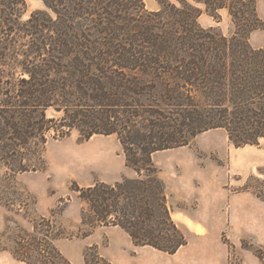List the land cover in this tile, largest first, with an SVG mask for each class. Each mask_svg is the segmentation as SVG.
<instances>
[{
  "label": "trees",
  "instance_id": "obj_1",
  "mask_svg": "<svg viewBox=\"0 0 264 264\" xmlns=\"http://www.w3.org/2000/svg\"><path fill=\"white\" fill-rule=\"evenodd\" d=\"M40 1L49 12L22 20L25 0H0V164L14 174L42 169L51 131L60 139L76 131L81 141L115 136L135 177L76 187L82 223L176 254L187 238L152 156L212 129L236 148L264 140V45L249 42L263 26L256 0H163L153 11L143 0ZM221 12L228 36L198 22L206 14L218 23ZM49 109L60 116L48 118ZM244 191L264 201L249 181ZM32 231L16 236L13 258L71 264L54 245L63 231L50 218ZM83 260L111 264L94 246Z\"/></svg>",
  "mask_w": 264,
  "mask_h": 264
},
{
  "label": "rangeland",
  "instance_id": "obj_2",
  "mask_svg": "<svg viewBox=\"0 0 264 264\" xmlns=\"http://www.w3.org/2000/svg\"><path fill=\"white\" fill-rule=\"evenodd\" d=\"M143 1L153 11L163 0ZM25 3L22 20L34 11H48L40 0ZM256 7L263 26L249 42L259 49L264 45V0H256ZM220 15L218 23L206 14L198 22L228 36L232 25L226 12ZM46 115L60 116L52 109ZM46 137L42 169L14 174L0 164V264H25L9 250L16 236L33 232V221L41 217L62 229L63 237L54 245L71 264H84L83 252L91 246L111 264H264V201L244 191L248 181L253 189L264 191V175L259 172L264 169V140L236 148L224 130L212 129L187 146L152 156L166 187L171 217L187 238L186 246L168 255L135 247L118 227L90 230L89 223H82L86 205L76 187L112 185L135 177L115 136L81 141L76 131L64 139L51 131Z\"/></svg>",
  "mask_w": 264,
  "mask_h": 264
},
{
  "label": "crops",
  "instance_id": "obj_3",
  "mask_svg": "<svg viewBox=\"0 0 264 264\" xmlns=\"http://www.w3.org/2000/svg\"><path fill=\"white\" fill-rule=\"evenodd\" d=\"M114 228H116V227H114Z\"/></svg>",
  "mask_w": 264,
  "mask_h": 264
}]
</instances>
